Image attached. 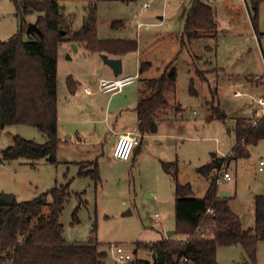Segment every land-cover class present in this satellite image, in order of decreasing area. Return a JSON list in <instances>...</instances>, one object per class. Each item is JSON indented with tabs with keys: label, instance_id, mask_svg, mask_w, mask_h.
I'll return each instance as SVG.
<instances>
[{
	"label": "rangeland",
	"instance_id": "rangeland-1",
	"mask_svg": "<svg viewBox=\"0 0 264 264\" xmlns=\"http://www.w3.org/2000/svg\"><path fill=\"white\" fill-rule=\"evenodd\" d=\"M200 1L214 10L217 31L187 41L182 15L191 0H57L71 32L84 25L88 8L94 4L98 39L136 41V50L122 56L121 75L139 74L138 65L143 62L150 68L121 93L105 95L103 106L74 98L69 102L81 109L83 118L101 121L95 125L96 133L91 125L82 126L87 143L62 134L56 163L39 159L32 166L25 159L0 161V193L13 194L17 202L67 186L69 195L59 217L63 239L70 243L99 242L107 264H115L110 245H120L132 259L152 263L153 253L137 248L138 243L184 239L177 234L167 236L175 230V179L189 184L196 198H201L215 179L219 195L229 194V206L241 219L243 229L253 228L254 197L264 193V139L248 148L246 158L233 159L231 152L235 144L233 120L259 116L254 114L257 105L253 99L264 95V0L256 9L252 0ZM37 15L33 11L22 20L13 0H0V41L19 31L29 39L26 28L35 23ZM113 21L122 25L112 28ZM101 57V53L88 52L76 42L60 43L59 99L71 97L65 84L69 75L77 88L95 86L98 77L110 68ZM170 63L176 69V80L166 93L167 108L156 115L157 132L139 137L134 157L114 159L112 148L123 125L131 123L129 130L138 132L135 120L130 122L132 108L117 109L122 97L128 98L125 105H134L133 97L143 87V79L158 76ZM236 91L241 95L235 96ZM108 99L111 104L107 107ZM212 106L228 118H210ZM14 135L45 142L44 134L32 126L10 125L0 129V151ZM87 161L96 162L99 181L79 175L81 170L93 169ZM205 165H211L208 176L198 170ZM223 171L229 173V180L223 179ZM51 200L48 195L47 201ZM155 213L159 215L156 223L152 221ZM216 258L218 264H250L240 245L218 247ZM256 264H264V239L256 244Z\"/></svg>",
	"mask_w": 264,
	"mask_h": 264
},
{
	"label": "trees",
	"instance_id": "trees-1",
	"mask_svg": "<svg viewBox=\"0 0 264 264\" xmlns=\"http://www.w3.org/2000/svg\"><path fill=\"white\" fill-rule=\"evenodd\" d=\"M259 1L252 0L254 9ZM13 2L22 20L33 11L38 14L35 24L40 33H34L26 40L19 31L10 39L0 41V129L17 124L29 125L44 134L45 142L37 143L14 135L10 144L1 149L0 160L25 159L32 166L39 159L56 163L61 142L57 118L59 44L76 42L91 53L122 57L135 51L137 43L130 39H98L94 4L88 8L84 25L71 32L57 0ZM182 18L183 37L187 41L217 31L214 10L200 0H191ZM121 25L120 21L111 23L112 28ZM149 66L148 62L141 63L139 73ZM175 80L176 69L170 63L158 76L142 81L143 87L134 108L141 138L157 132L156 115L167 108L166 93L174 87ZM65 84L68 92L74 93L77 83L72 75L66 77ZM211 111L210 118H228L218 107L212 106ZM233 130L235 144L231 158L248 157V148L264 139V114L235 118ZM140 142L132 153H137ZM94 162L87 161L93 169L81 170L79 175H90L99 181ZM162 166L170 173L166 163ZM198 170L208 176L211 165ZM172 175L175 178V174ZM48 195L51 202L47 201ZM68 195L67 186H62L23 202L14 200L6 204L0 197V264H107L106 252L100 249L99 242L70 243L63 239L59 217ZM210 209L212 211L207 212ZM174 216L175 234L184 239L138 243L137 248L153 253V262L131 258L125 264H218L217 248L232 245H240L249 263L256 264V244L259 239H264V193L254 197L253 228L243 229L241 219L229 206L228 197L219 195L215 179L209 182L201 198L192 195L189 184H181L175 179Z\"/></svg>",
	"mask_w": 264,
	"mask_h": 264
},
{
	"label": "crops",
	"instance_id": "crops-1",
	"mask_svg": "<svg viewBox=\"0 0 264 264\" xmlns=\"http://www.w3.org/2000/svg\"><path fill=\"white\" fill-rule=\"evenodd\" d=\"M102 55H105L108 58L119 59L121 61V66H122V73L121 74H123V72H124V64H123V61H122L123 60L122 57H115V56L106 55V54H102ZM57 65H58V61H57ZM139 67H140V64L138 65V72H139ZM149 68H150V66H149ZM139 75H140V73H139ZM114 77L115 76L113 74L112 69L109 68V70L107 72H105L104 75H101L98 78L111 79V78H114ZM73 79H74V77H73ZM85 86L86 85H84V86L82 85L79 88H77V86H76V89H75L74 93H72V94L70 93L69 94V95H71V97L70 98L65 97L64 100L63 99H59L58 90H57V96H58V99H57V105H58V111H57L58 135H59V137L61 139V142H62V136L64 135V133L65 134L69 133L70 134L69 137H68L69 139H72L74 137L79 142L87 143L88 140L84 138V135H83L84 128H82V126L85 125V124L91 125L92 126L91 129L93 130V133H96L95 132L96 131L95 125L97 124V122H99L101 120H99V121L96 120L95 121V119L93 120V119H89V118H83L82 114L79 112L81 109H79V111H78V108L75 106V104L71 103L74 106L73 105L70 106L69 102H71L72 99L74 98L75 100L81 101V102H83L84 104H87V105L99 102L103 106V100H104L105 95H107V94L97 92L96 91V85L92 86V88H93V92L92 93H86V92H84V87ZM133 98H134V103H133L134 105H128L127 106V105H125L126 104L125 99L126 100L128 99L127 96L122 97V99H121L122 100V102H121L122 104L120 103L117 109L120 112H122L123 110H128L129 108H132L131 110L133 111L134 114H131L132 116H130V120H132V121H130V122H134V120H135V125H136V123H137V114H136L134 108H135V105H136V103L138 101V98H139L138 89H137V92H136V94L134 95ZM123 101H124V103H123ZM106 104H107V107L110 106L111 99H108ZM247 106H248V104H247ZM130 124L131 123H129V125L128 124H124L123 125L124 127L122 128V131L119 132L118 135L123 133V132L128 131ZM87 129H88V127H87ZM135 154L136 153L133 152L131 154L130 158L134 157Z\"/></svg>",
	"mask_w": 264,
	"mask_h": 264
},
{
	"label": "built area",
	"instance_id": "built-area-1",
	"mask_svg": "<svg viewBox=\"0 0 264 264\" xmlns=\"http://www.w3.org/2000/svg\"><path fill=\"white\" fill-rule=\"evenodd\" d=\"M147 8V5H145ZM139 79V74H129V75H119L111 79L107 78H99L96 82V91L104 94H115L119 93L123 90L124 87L134 83ZM84 92L92 93L93 88L91 85H86L84 87ZM235 96H240L239 92H235ZM256 103L257 108L254 111L255 115H262L264 114V95L253 99ZM139 133L128 130L119 134L116 137L115 144L112 148V157L116 160L120 161H127L130 159L131 154L135 146L139 143ZM263 162L260 163L262 165ZM259 170H262V166L259 167ZM223 179L229 180L230 175L228 172L223 171ZM212 210H208L207 212H211ZM159 215L157 213L154 214V218L152 221L154 223L158 222ZM109 251L112 254V259L115 264H125L128 260L132 257L130 254L126 253L120 245H110Z\"/></svg>",
	"mask_w": 264,
	"mask_h": 264
},
{
	"label": "water",
	"instance_id": "water-1",
	"mask_svg": "<svg viewBox=\"0 0 264 264\" xmlns=\"http://www.w3.org/2000/svg\"><path fill=\"white\" fill-rule=\"evenodd\" d=\"M34 33H40V30L39 28L36 26L35 23H29L27 25V28H26V34H29V35H32ZM102 58L104 60V63L107 64L113 71V74L114 76H119L121 75L122 73V66H121V61L119 59H115V58H108L106 57L105 55H102ZM170 142V141H169ZM1 161V160H0ZM220 196L221 197H228L229 194L226 193V192H221L220 193ZM0 197L2 198V200L6 203V204H11L14 202L15 200V196L13 194H10V193H0ZM129 213L126 212V214ZM243 219V217H242ZM176 231L173 230V231H170V232H167V236L170 237L171 235L175 234ZM158 256L155 255V258H157ZM161 257H160V262H161Z\"/></svg>",
	"mask_w": 264,
	"mask_h": 264
}]
</instances>
